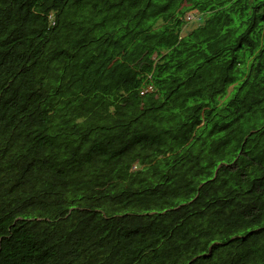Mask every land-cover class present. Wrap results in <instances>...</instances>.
<instances>
[{
  "label": "trees",
  "instance_id": "trees-1",
  "mask_svg": "<svg viewBox=\"0 0 264 264\" xmlns=\"http://www.w3.org/2000/svg\"><path fill=\"white\" fill-rule=\"evenodd\" d=\"M0 264H264V0H0Z\"/></svg>",
  "mask_w": 264,
  "mask_h": 264
},
{
  "label": "rangeland",
  "instance_id": "rangeland-1",
  "mask_svg": "<svg viewBox=\"0 0 264 264\" xmlns=\"http://www.w3.org/2000/svg\"><path fill=\"white\" fill-rule=\"evenodd\" d=\"M192 18L191 16H187L186 19H190ZM196 22V23H195ZM200 23V21L198 22V20L194 21V22H191L190 25L188 27H186L185 29L188 30V29H191L193 28L194 26L198 25Z\"/></svg>",
  "mask_w": 264,
  "mask_h": 264
},
{
  "label": "built area",
  "instance_id": "built-area-1",
  "mask_svg": "<svg viewBox=\"0 0 264 264\" xmlns=\"http://www.w3.org/2000/svg\"><path fill=\"white\" fill-rule=\"evenodd\" d=\"M147 90H151V88L149 87Z\"/></svg>",
  "mask_w": 264,
  "mask_h": 264
},
{
  "label": "water",
  "instance_id": "water-1",
  "mask_svg": "<svg viewBox=\"0 0 264 264\" xmlns=\"http://www.w3.org/2000/svg\"><path fill=\"white\" fill-rule=\"evenodd\" d=\"M210 253H208V255H209Z\"/></svg>",
  "mask_w": 264,
  "mask_h": 264
},
{
  "label": "bare ground",
  "instance_id": "bare-ground-1",
  "mask_svg": "<svg viewBox=\"0 0 264 264\" xmlns=\"http://www.w3.org/2000/svg\"><path fill=\"white\" fill-rule=\"evenodd\" d=\"M196 23V22H195Z\"/></svg>",
  "mask_w": 264,
  "mask_h": 264
}]
</instances>
